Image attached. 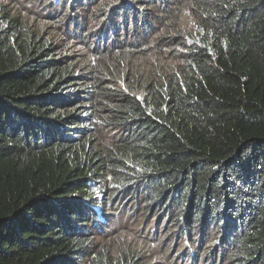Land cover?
I'll list each match as a JSON object with an SVG mask.
<instances>
[{
	"label": "trees",
	"instance_id": "1",
	"mask_svg": "<svg viewBox=\"0 0 264 264\" xmlns=\"http://www.w3.org/2000/svg\"><path fill=\"white\" fill-rule=\"evenodd\" d=\"M22 1L0 0V264H147L108 242L132 207L173 261L264 264V0Z\"/></svg>",
	"mask_w": 264,
	"mask_h": 264
},
{
	"label": "rangeland",
	"instance_id": "2",
	"mask_svg": "<svg viewBox=\"0 0 264 264\" xmlns=\"http://www.w3.org/2000/svg\"><path fill=\"white\" fill-rule=\"evenodd\" d=\"M20 6L25 16L29 17L31 21L35 19L34 16L43 18V16L41 15L42 12L36 6H34V4H30L28 0L22 1L20 3ZM35 8H37L41 14H39L37 10H35ZM133 210V207L130 208L127 215L123 214V217L120 218L121 220L117 223L116 227L117 232H114L112 224V235H107V237L110 238L108 242L111 243V248H114V253H116V249L124 248L128 245H131L134 249L138 251L139 248L145 250L146 246L151 245V248L153 249V254L149 256L150 258L147 260V264H187L183 256H181L180 254V249H178L180 251L177 252V254L179 253V256L176 258V261H173V257L177 251V244L175 243L174 245V236L169 237L168 243L165 245L166 240L163 242L161 241L165 238L164 230H160V233L162 232L161 235L160 233H158V231V235H154L153 232L156 230V224L158 222H160V226H164L163 219H161L160 221V218H157V216L141 217V212H134ZM130 214L132 216H130ZM135 219H139V222L137 221L138 225L133 223ZM173 231L175 232L174 234H176V232H178V229H173ZM102 241L107 243V240ZM166 246L168 251L165 252ZM162 253H164L165 255H163Z\"/></svg>",
	"mask_w": 264,
	"mask_h": 264
}]
</instances>
